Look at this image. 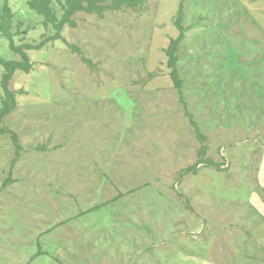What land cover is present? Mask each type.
Returning a JSON list of instances; mask_svg holds the SVG:
<instances>
[{"label":"rangeland","instance_id":"1","mask_svg":"<svg viewBox=\"0 0 264 264\" xmlns=\"http://www.w3.org/2000/svg\"><path fill=\"white\" fill-rule=\"evenodd\" d=\"M143 2L64 30L95 68L56 41L15 74L0 264H264V0ZM10 5L39 41L41 17ZM181 9L179 94L164 50ZM0 57L18 60L3 37ZM203 146L213 165L187 172Z\"/></svg>","mask_w":264,"mask_h":264},{"label":"trees","instance_id":"2","mask_svg":"<svg viewBox=\"0 0 264 264\" xmlns=\"http://www.w3.org/2000/svg\"><path fill=\"white\" fill-rule=\"evenodd\" d=\"M143 0H27L28 10L40 16L41 25L45 29V33L37 42H27V34L33 30L32 27H25V22L16 18V14L10 5V0H0V37L8 40L9 48L18 57V60H5L0 57V65L3 67V73L0 79V88L2 91L0 105V134L10 135L16 150L15 158L12 161L14 167L19 161L22 146L19 136L6 126H3L4 119L12 114L18 106L17 94L20 92L12 88V82L17 72L30 74L34 68L33 62L29 57L28 52L33 50H41L49 44L56 41L64 42L70 47L74 53L81 56L82 61L92 68H95L91 60L86 58L81 49L70 44L63 36L66 28L76 29L78 23L76 16L80 13L86 15H95L99 18H104L107 12H117L122 10H138L143 5ZM183 12L179 11L175 24L179 30V35L170 40L167 49L164 50L167 58V67L169 75L174 83L176 90L181 94L183 81L180 77L178 63L179 49L184 41L187 28L182 24ZM18 38V40H17ZM16 40L19 44L16 43ZM194 125V123H193ZM196 133H198L196 131ZM204 141L205 139H201ZM207 146H203L199 151L200 160L194 166L188 168L187 172H196L205 164L213 165L212 163L204 162ZM9 180L3 183V188L8 184Z\"/></svg>","mask_w":264,"mask_h":264},{"label":"crops","instance_id":"3","mask_svg":"<svg viewBox=\"0 0 264 264\" xmlns=\"http://www.w3.org/2000/svg\"><path fill=\"white\" fill-rule=\"evenodd\" d=\"M263 164H262V166L264 165V162H262ZM260 181V180H259ZM260 186L264 189V185H262L261 183H260Z\"/></svg>","mask_w":264,"mask_h":264}]
</instances>
